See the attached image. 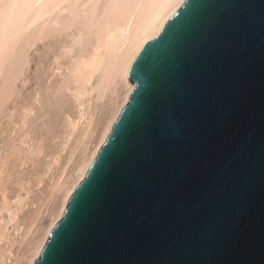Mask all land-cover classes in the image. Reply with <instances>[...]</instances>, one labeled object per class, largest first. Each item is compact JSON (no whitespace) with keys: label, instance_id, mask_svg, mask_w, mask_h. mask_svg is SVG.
<instances>
[{"label":"water","instance_id":"obj_1","mask_svg":"<svg viewBox=\"0 0 264 264\" xmlns=\"http://www.w3.org/2000/svg\"><path fill=\"white\" fill-rule=\"evenodd\" d=\"M34 264H264V0H185Z\"/></svg>","mask_w":264,"mask_h":264},{"label":"bare ground","instance_id":"obj_2","mask_svg":"<svg viewBox=\"0 0 264 264\" xmlns=\"http://www.w3.org/2000/svg\"><path fill=\"white\" fill-rule=\"evenodd\" d=\"M184 1L0 0V264L39 258L136 85V55Z\"/></svg>","mask_w":264,"mask_h":264},{"label":"rangeland","instance_id":"obj_3","mask_svg":"<svg viewBox=\"0 0 264 264\" xmlns=\"http://www.w3.org/2000/svg\"><path fill=\"white\" fill-rule=\"evenodd\" d=\"M76 21H78V19H76ZM53 42L54 40L49 39L47 33L41 34L34 47L31 49L30 53L33 58L29 67V75L31 80L29 85L25 88V90L21 92V97H23L24 95H28L33 91L36 85L35 71H36L37 63L39 62L41 56L44 54L45 50L48 48V45H50ZM5 124H6V120L3 121L2 126L5 127Z\"/></svg>","mask_w":264,"mask_h":264}]
</instances>
